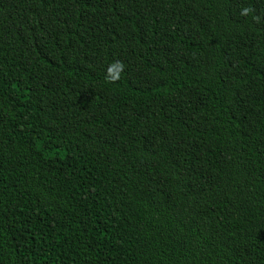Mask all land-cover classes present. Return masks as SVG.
<instances>
[{"label": "trees", "instance_id": "obj_1", "mask_svg": "<svg viewBox=\"0 0 264 264\" xmlns=\"http://www.w3.org/2000/svg\"><path fill=\"white\" fill-rule=\"evenodd\" d=\"M0 264H264V0H0Z\"/></svg>", "mask_w": 264, "mask_h": 264}, {"label": "clouds", "instance_id": "obj_2", "mask_svg": "<svg viewBox=\"0 0 264 264\" xmlns=\"http://www.w3.org/2000/svg\"><path fill=\"white\" fill-rule=\"evenodd\" d=\"M250 11L252 10L249 8H244L241 11V15H247ZM124 67L125 66L122 61L115 60L111 62L107 69V73H108L107 78L110 81H115L116 79H119L120 73L124 70Z\"/></svg>", "mask_w": 264, "mask_h": 264}]
</instances>
